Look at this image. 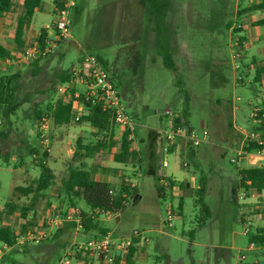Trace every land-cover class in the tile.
I'll return each mask as SVG.
<instances>
[{
	"label": "rangeland",
	"instance_id": "1",
	"mask_svg": "<svg viewBox=\"0 0 264 264\" xmlns=\"http://www.w3.org/2000/svg\"><path fill=\"white\" fill-rule=\"evenodd\" d=\"M155 1L156 10H161L156 16L152 2L144 5L141 0H79L82 10L72 18L70 38L60 45L57 54L50 55L51 59L42 61L44 69L41 73L33 75L25 51L15 54L19 58L16 61H8L12 63L10 68L1 69L0 74H14L21 70V77L12 83L17 86L22 100L15 114L5 118L0 112V129L7 132L0 143L12 157L15 155L9 166L3 163L0 167V209L11 199L18 200L14 195L17 185H26L40 176V159L52 168L55 177L48 193L40 196L34 210L28 212L37 224H29L23 229L18 215L5 217L4 223L11 225L19 235V243L11 249L0 243V264H58L71 245L93 237L85 232L83 223L68 222L65 224L68 227L60 234L56 235L57 228H54L48 239L36 245L30 239H23L29 230L43 225L44 217L52 210L64 213L88 208L84 201L70 202L61 188L62 181L71 166L85 162L75 154L79 140L83 145L95 144L102 141L104 135L95 137L89 125L75 120L70 124L71 133L67 135V138L73 135L72 141L66 142L61 140L65 130L49 118L52 149L46 154L38 138L39 123L34 115L36 104L44 110L49 102L55 103L61 96L58 84L53 96L45 92L54 82L57 69H68L88 54L101 57L112 78L115 73L114 81L126 110L137 121L138 143L141 137L146 138L147 129L173 127L187 99L189 124L200 136L204 130L209 133L207 141L197 148L189 139L177 138L170 151L177 148L178 143L180 149L170 154L163 153L161 144L164 142L160 143L159 162L163 159L169 161L168 167L161 168L162 172L168 177L185 178L179 183L186 185L185 182L189 181L191 184L185 186L182 211L178 209L180 193L177 188L173 191L175 198L171 199L170 188L166 190V198H160L157 195V185L161 184L159 176L144 175L138 186V202H131L117 214L103 213L97 222L108 228L114 238L127 237L134 230L142 231L143 237L150 239L148 264H264V248L256 244L251 247L249 242L257 227L264 225V214L256 213L259 198L264 199V191L252 192L244 198L238 193L236 201L232 192L234 188L245 192L239 184V168L257 165H250L247 158L237 154L236 146L241 140L237 128L253 129L250 114L253 108L263 104L264 96V85L256 79L257 68L264 65V25L256 26L258 29L254 28L251 35L247 28L239 30L246 24L250 29L255 27L253 20H260L264 11L240 14L256 0ZM53 2L43 0L42 7L48 11L36 13L33 19L36 28L51 24L55 16ZM19 13L16 3L15 9L8 14L7 33L15 28ZM240 38L247 41L240 45ZM29 40L33 41L34 37ZM165 50L171 52L180 69L182 85L179 87L175 85V72L164 63ZM136 52L141 55L137 71ZM81 127L84 128L79 133ZM80 134L81 139L78 138ZM35 147L40 158L35 152L31 153ZM118 147L115 145L114 150ZM101 149L105 148L89 154L87 164L90 170H97L96 167L102 165L110 167L113 151L106 148L102 155L97 154ZM233 158L237 161L233 162ZM128 170L129 174L121 172L117 180L135 176L134 170ZM187 170L194 178L188 179ZM203 177H207L204 200L210 210L206 220L200 207L194 204V188L199 186ZM170 204L175 211H169ZM169 216H172L171 220ZM171 222L173 225H169ZM192 229H195L193 236L190 235ZM24 245L26 251L22 250ZM159 245H164V249H157ZM78 254L89 257L90 264H102L87 252L72 256L71 264H80ZM242 255L245 259L241 262Z\"/></svg>",
	"mask_w": 264,
	"mask_h": 264
},
{
	"label": "trees",
	"instance_id": "2",
	"mask_svg": "<svg viewBox=\"0 0 264 264\" xmlns=\"http://www.w3.org/2000/svg\"><path fill=\"white\" fill-rule=\"evenodd\" d=\"M144 5H149L152 0H141ZM60 0H54L55 12L60 5ZM43 0H23L20 4V13L18 15L17 21L15 23V42L18 46V53L25 51L27 46V41L25 38L26 27L31 23L33 16L37 9H41ZM16 7L14 0H0V22L4 18L5 14L13 11ZM152 7L154 10L155 16L158 13H161V10H156V1L152 2ZM264 9V0H261L258 3H253L249 7L241 10L240 14L243 11L251 10H260ZM82 10V5L78 3L76 6L73 16L80 13ZM257 25H264V18L255 22ZM241 30V28H240ZM239 30V31H240ZM49 28H42L40 35L37 37L42 46L45 45V40L49 36ZM240 45H243L244 39L240 38L238 42ZM11 57V51L5 48L0 44V59L4 62ZM15 57V56H14ZM46 57H40L36 59H30L29 63L31 65V72L33 75H38L44 69L43 60H46ZM99 57V56H98ZM18 58V56H17ZM163 58L165 65L175 72V85L179 87L182 85L180 69L176 64L173 56L169 50L163 52ZM19 59V58H18ZM99 59L104 63L103 59ZM135 60V71L139 70V64L141 63V55L139 53L134 54ZM105 65V64H104ZM106 68V67H105ZM108 71V69H106ZM264 72V69H257L256 79H260V75ZM21 70H17L14 74L2 73L0 74V112L3 116L9 117L12 114L17 112V109L20 106L22 97L18 95V88L12 83L14 79L21 77ZM74 75L72 72V67L68 69H58L54 82L51 83L47 89L46 93H50L52 96L55 93V85L61 83H69L73 79ZM116 77L114 73L113 79ZM57 86V88H58ZM56 88V89H57ZM70 99H65L59 97L54 103L49 102L46 108L43 110L40 108L39 104H36V109L34 110V115L37 118V122L40 123L43 117L51 118L53 123L56 126H68L69 124L75 121L77 111L73 108L74 102V92L76 90L75 86L70 87ZM81 103L84 105L83 114L78 120L80 123H88L93 128L97 130L96 135L103 134L102 141H97L95 144H86L83 145L80 140L78 142L77 149L75 154L80 156H85V154H90L98 151L100 148L112 149L116 145L115 138V125L111 122V115L104 109L103 100L98 97H91L86 100L84 94L79 98ZM188 99L184 102V107L173 123L174 127L186 126L190 130L193 127L189 124V103ZM136 119V118H135ZM258 131H261L264 136V125L263 123L257 128ZM7 132L3 129H0V139L4 140L6 138ZM110 135V138L107 139V136ZM163 140V132L161 130L150 129L146 138H140L141 148L136 150L132 146V141L128 138V132L122 133L119 138V147L114 152V160L118 163L129 164L132 163L134 166L138 165V168L142 170V175H152L157 176L159 168V146ZM144 143V145H143ZM264 147L255 140H249L246 142V151L248 153L258 150ZM175 148V147H173ZM85 151L83 153L82 151ZM173 150V149H172ZM79 151V152H78ZM194 151V149H192ZM36 153L39 157L38 148H32L31 153ZM49 154V152H45ZM83 153V154H82ZM196 153V152H195ZM194 154V153H193ZM247 155H243L242 158ZM11 153L8 150H5L0 143V167L4 163L7 166L10 164ZM40 158V157H39ZM40 165L42 166V173L37 179H34L32 182L26 185H18L15 187L14 195L17 196L18 200H9L3 209H0V243L5 244L11 248L17 247V240L19 235L12 228L11 225L4 223L5 217L11 215H18L20 218L25 219L23 223V229H26L29 224H37L35 219L29 217L28 212L34 210L37 205V201L40 196L44 195V191L51 186V182L54 180L55 174L52 168H50L46 161L40 159ZM109 169V168H108ZM239 184L244 188L245 192H250L255 190L256 192H263L264 190V164L255 165L249 167L239 168ZM137 171H134L136 176ZM126 178L129 176L123 177L120 182L112 183L105 179L96 178L90 168L88 167L87 162H81L77 166H71L69 174L62 181V190L65 195L70 199L72 204H75L76 200L84 201L87 205V209H82L83 217V229L85 232L93 234V237H102L107 234H111L108 228L102 227L98 222V217L103 213H112L117 214L122 212L131 202L137 203L138 198L140 197L138 185H132L131 182L127 181ZM200 181V184L197 188H194V204L196 207H200L203 212L205 220L210 216V210L208 204L204 200L205 193L207 191V177ZM160 180V178H159ZM179 183V182H178ZM177 185V179L174 177L164 176V181L161 184L157 185V195L160 198H166V190L170 188L171 190V199L175 198L173 194V187ZM185 186L189 187L187 183H179L180 196L178 209L181 211L184 208L185 202ZM20 192V194H18ZM233 198L236 201L238 190L234 188L232 190ZM25 198V199H24ZM23 199V201H20ZM172 202V201H171ZM174 210V207L171 206V211ZM175 211V210H174ZM256 213L264 214V202L261 199V203L256 208ZM45 219V217H44ZM243 220V219H242ZM64 227L57 229L56 234L61 232ZM195 229L190 230V235L193 236ZM123 238V237H120ZM144 239H137L128 249L127 254H118L115 257L113 264H136V254L139 248V242ZM44 241V240H43ZM250 244L260 245L264 248V225L258 226L255 233L249 237ZM22 248L23 251H26V245ZM18 249V248H17Z\"/></svg>",
	"mask_w": 264,
	"mask_h": 264
},
{
	"label": "built area",
	"instance_id": "3",
	"mask_svg": "<svg viewBox=\"0 0 264 264\" xmlns=\"http://www.w3.org/2000/svg\"><path fill=\"white\" fill-rule=\"evenodd\" d=\"M60 5L56 9L54 19L48 26L50 33L48 38L45 40V45L42 46L39 40L36 38L29 42L25 47L24 55L30 59L50 56L56 51L60 45L66 43L70 38V25L72 23L73 13L78 5L79 0H60ZM29 47V48H28ZM29 51H28V49ZM27 50V51H26ZM34 57V58H32ZM73 79L69 83L59 84L61 90V96L65 99H70L72 96L68 91L69 87L79 83L85 86L84 91L75 90L73 94L74 102L73 108L77 111L75 120H79L83 114L84 105L81 103L79 98L84 94L86 100L91 97H98L104 102V109L110 113L111 122L115 126L121 127L123 133L128 132V138L132 141V146L136 150H140V145L137 140L136 130L137 121L135 117L130 114L122 101L121 92L117 87L114 79L109 75L105 66L101 62L98 56L94 54H88L81 59L78 64L72 66ZM171 114L170 110L166 111ZM250 118L255 124L264 125V111L261 107L253 108ZM49 118L43 117L38 127V138L42 144L44 152L51 151V140L49 134ZM2 121L0 120V124ZM163 132V141L161 144V150L164 154L170 153V148L175 144L177 138L185 137L189 139L195 148L201 146L204 141L208 139V131L204 130L203 135L193 128L190 130L186 126L171 127L161 130ZM244 134V145L242 148L237 150L239 157L248 155L246 151V142L249 140H255L260 144L264 145V136L258 129L247 130ZM110 138V135L107 136ZM250 153H257L260 156H264V147L252 151ZM233 162L237 159L233 158ZM187 164V163H186ZM162 165L167 167L169 165L168 159L162 160ZM131 184L137 185V182L126 178ZM179 190L178 184L173 187ZM174 194V193H173ZM245 192L240 193V197L244 198ZM171 206L169 211H171ZM75 212H60L58 210H52L49 216H46L43 225L39 226L33 231L29 230L23 239H30L33 243H40L50 237L51 231L54 228H61L68 222H76L79 225L83 223L82 210L76 208ZM172 219V216H169ZM169 225H173L171 222ZM139 238H143L145 242H149L147 236L143 237V232L140 230H134L131 235L123 238H114L112 234H107L102 237H91L84 242H76L71 245L67 251L63 254L62 258L59 259L58 264H71L72 256H75L79 252H87L93 254L95 257L103 261L105 264H113L115 257L118 254H127L129 247ZM19 238L17 240V245ZM241 262L245 259V255H242ZM241 264H244L243 262ZM249 264V263H245ZM253 264H259L255 262Z\"/></svg>",
	"mask_w": 264,
	"mask_h": 264
},
{
	"label": "crops",
	"instance_id": "4",
	"mask_svg": "<svg viewBox=\"0 0 264 264\" xmlns=\"http://www.w3.org/2000/svg\"><path fill=\"white\" fill-rule=\"evenodd\" d=\"M261 0H256L254 3H258V2H260ZM14 2L15 3H18V6H19V8H20V3H22L23 2V0H14ZM54 3V2H53ZM79 3V2H78ZM20 10H21V8H20ZM43 10H46V11H48L47 9H45V8H41V9H37L36 10V12H35V14H34V16H33V19H34V17H35V15H36V13L37 12H39V11H43ZM260 10H263L264 11V9H260ZM251 11H253V10H251ZM244 12H246V11H243L242 13H244ZM9 13H11V12H9ZM9 13H7V14H5V16H4V18H2L1 19V22H0V44L1 45H3L5 48H7L8 50H10L11 51V57L9 58V59H7L5 62L2 60V59H0V72H1V69H5V68H10L11 66H12V63L10 62H8V61H10V60H13V61H16L17 59V57H16V55L18 54V51H19V49H18V46H17V44H16V42H15V28L13 29V31L11 30L9 33H7V31H8V26H7V24H8V21H7V19H8V14ZM54 15H55V13H54ZM53 15V16H54ZM261 18H264V16H262ZM261 18H259V19H261ZM33 19H32V21H31V23L26 27V33H25V38H26V41H27V44H29V42H31V40H29V38L30 37H34V39H36L39 35H40V31H41V29L42 28H48V26H49V24L47 23L44 27H42V28H36L35 27V25L33 24ZM257 19L258 18H255L253 21H254V24H253V26H255V27H251V29L249 28V26L246 24V26H241L242 28H241V30L240 31H242L244 28L246 29L247 28V30H249L247 33L249 34V35H251L250 34V32H252V30L254 31V28H256V30L258 29L256 26H261V25H257L255 22H257ZM256 20V21H255ZM9 22H11L10 20H9ZM48 33H50V30L48 31ZM244 39V43L247 41V39H245V38H243ZM26 44V45H27ZM15 52V53H14ZM16 54V55H15ZM56 54H57V52H56ZM55 55V53L52 55V56H54ZM15 56V57H14ZM52 56H50L49 58H47L46 60H49V59H51L52 58ZM83 59V58H82ZM45 60V61H46ZM21 63H25V62H21ZM259 68H262V69H264V65H262V66H260V67H258L257 69H259ZM57 69V68H56ZM58 70V69H57ZM262 85H264V72L260 75V79L258 80ZM73 86H75L76 87V90H80V91H84L85 90V88L83 89L82 88V86L83 85H81V84H79V83H76V84H74ZM262 100H263V104L260 106V107H262L263 108V111H264V96H262ZM86 125H89V129H90V131H91V133H93V135H95V137H96V134H97V130L95 129V128H93L90 124H88V123H86V122H84ZM70 124L68 125V126H58L60 129H63V131H64V133H63V136L61 137V140H64V141H66V142H71L72 141V137H73V135H71V137H69V138H67V135L69 136V133H71V128H70ZM260 126V124L258 125V124H255L254 122H253V129H257L258 127ZM88 127V126H87ZM84 127H81L78 131H79V133H81V131H82V129H83ZM235 128V127H234ZM236 129V128H235ZM253 129H250V130H253ZM149 130L150 129H147V134H148V132H149ZM59 131V130H58ZM114 131H115V138H116V145H118L119 146V143H120V141H119V138L121 137V135H122V133H123V131H122V129H120V127L119 126H115V129H114ZM237 131H238V133H239V131H240V136H241V140H240V142L237 144V146H236V151L238 150V149H240V148H242V146L244 145L243 143H244V141H243V138H244V134L243 133H245L247 130H243V129H241V128H237ZM64 134H66L65 135V137H64ZM81 134L80 135H78V138H80L81 139ZM58 137H59V135H58ZM146 137V136H145ZM142 138H144V136L142 137ZM145 139V138H144ZM63 141V142H64ZM84 145H86V144H84ZM139 145H140V148H141V145L142 144H140L139 143ZM143 145H144V143H143ZM180 143H178L177 144V148H173V150L172 151H170V153H174V152H176L177 151V149H180ZM106 148H108V147H106ZM106 148L103 150V149H101L97 154H103L104 153V151H106ZM111 151H113V153L111 152V155H112V158L110 159L111 161L109 162V169H108V167H106V168H104V166L102 165V166H97L96 167V169L97 170H92L91 169V171H92V174L96 177V178H99V179H105V180H108L109 182H112V183H118V182H120L121 180L120 179H118L117 180V178L120 176V173L122 172V174H129V170L128 169H130V170H134V171H137V173H136V176H134V177H131L130 179L131 180H134L135 182H137V185L139 186V184H140V178L143 176L142 175V170L141 169H139L138 168V165L137 166H134V164H132V163H129V164H123V163H118V162H116L115 160H114V152L116 151V150H114V147L111 149ZM85 152V151H84ZM103 152V153H102ZM169 153V154H170ZM196 154H194L193 156H195ZM14 156L15 155H13V157L12 158H14ZM88 156H89V154H85V156H81V161H85V162H87V160H88ZM84 158V159H83ZM85 158H87V159H85ZM244 158H247V160H248V163L251 165V164H257V165H263L264 164V156H260V155H258L257 153H249L246 157H244ZM160 164H159V168H158V171H157V173H158V176H159V178H160V180L159 181H161V182H163V180H164V176H166L163 172H162V169L161 168H166V167H164L163 165H162V161H160L159 162ZM169 166V165H168ZM167 166V167H168ZM188 171V170H187ZM188 173V175H189V177H188V179L191 177V176H193V178H194V175H193V173L191 172V171H188L187 172ZM130 177V176H129ZM120 178V177H119ZM175 178V177H174ZM177 179V178H176ZM187 179V178H186ZM185 180V178L184 179H177V184H179L178 183V181H180V182H182V181H184ZM186 184L188 183L189 184V187L191 186V184H190V182L189 181H186L185 182ZM18 186V185H17ZM179 186V185H178ZM52 187V185L48 188V189H46L45 191H44V195H46L47 193H48V191H49V189ZM264 191V190H263ZM252 192H256L255 190H251L250 192H247L246 194H245V196L247 197L248 195H250ZM179 193H180V189H179ZM238 193L240 194L241 193V191L240 190H238ZM256 193H260V192H256ZM262 193V192H261ZM43 195V196H44ZM261 199L263 200V202H264V199L263 198H259V201H260V203H261ZM47 204H49V200H47V202H46ZM174 207V206H173ZM85 209H87V208H85ZM105 214H108V213H105ZM20 218V217H19ZM99 218V217H98ZM21 220H22V222L24 223L25 222V219H22V218H20ZM64 227V229L66 228V227H68V226H63ZM63 229V230H64ZM62 230V231H63ZM61 231V232H62ZM61 232H59L58 234H60ZM162 233H166V232H164L163 230L161 231ZM58 234H56V235H58ZM55 235V234H54ZM43 242V241H42ZM149 242H150V239H149ZM149 242H143V241H141L140 240V242H139V248H138V252H137V254H136V264H148V262H149V258H150V252H149ZM41 243V242H40ZM33 244H37V243H33ZM2 247H4L3 245H2ZM6 247V246H5ZM164 245H162V246H160L159 245V247H156L157 249H164ZM251 247H253V244H251ZM9 249H11V247H8ZM1 250V249H0ZM77 256H79V254L77 255ZM95 257V256H94ZM79 260H81V261H79L80 262V264H81V262H82V264H90L91 263V260H89L88 261V259H89V257H86V256H84L83 255V257L80 255L79 257H77ZM97 260H99L102 264H105L103 261H101L100 259H98L97 257H95ZM259 263V262H258ZM260 264V263H259Z\"/></svg>",
	"mask_w": 264,
	"mask_h": 264
}]
</instances>
